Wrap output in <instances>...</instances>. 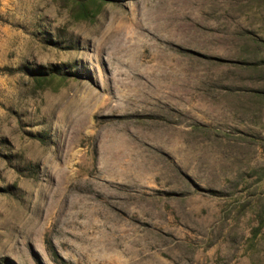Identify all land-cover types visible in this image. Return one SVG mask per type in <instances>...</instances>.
Wrapping results in <instances>:
<instances>
[{
  "label": "rangeland",
  "instance_id": "1",
  "mask_svg": "<svg viewBox=\"0 0 264 264\" xmlns=\"http://www.w3.org/2000/svg\"><path fill=\"white\" fill-rule=\"evenodd\" d=\"M0 264H264V0H0Z\"/></svg>",
  "mask_w": 264,
  "mask_h": 264
},
{
  "label": "bare ground",
  "instance_id": "2",
  "mask_svg": "<svg viewBox=\"0 0 264 264\" xmlns=\"http://www.w3.org/2000/svg\"><path fill=\"white\" fill-rule=\"evenodd\" d=\"M144 29V28H143ZM151 32V31H150ZM159 35H160V33H159ZM154 36H157V35H154Z\"/></svg>",
  "mask_w": 264,
  "mask_h": 264
}]
</instances>
